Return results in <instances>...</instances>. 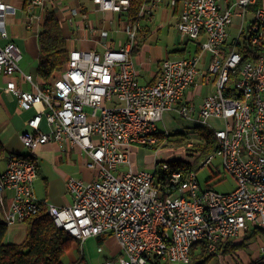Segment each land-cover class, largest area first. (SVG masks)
Instances as JSON below:
<instances>
[{"label":"built area","instance_id":"built-area-1","mask_svg":"<svg viewBox=\"0 0 264 264\" xmlns=\"http://www.w3.org/2000/svg\"><path fill=\"white\" fill-rule=\"evenodd\" d=\"M91 1L100 11L115 13L109 22L120 28L90 27L104 49H71L62 71L40 84L20 69L22 50L8 34L6 18L19 11L25 27L38 32L45 9L57 12L59 3L0 0V76L9 78L3 90L24 110L40 104L20 134L22 145L34 150L64 142L86 154L85 166L93 172L89 179L66 178L69 205L47 203L55 225L80 243L113 236L119 253L100 264H187L199 241L215 251L218 242L234 240L242 231L257 228L264 234V0H169L178 8L174 26L180 40L199 51L165 56L151 83L139 81L132 49L162 0H142L136 19L127 17L130 0ZM80 7L70 9V25ZM119 31L124 39L117 42L112 36ZM255 44L261 52L243 60L238 46ZM15 75L29 88L18 86ZM200 83L212 90L194 103L190 90ZM171 110L212 131L217 147L202 166L218 156L235 180L233 190L203 187L195 170H171L162 188L152 170H133L131 146L156 144L157 134L168 131L158 124ZM35 177L33 159L6 154L0 207L7 226L39 211ZM6 190L12 194L4 207ZM259 250L264 255V243Z\"/></svg>","mask_w":264,"mask_h":264},{"label":"trees","instance_id":"trees-1","mask_svg":"<svg viewBox=\"0 0 264 264\" xmlns=\"http://www.w3.org/2000/svg\"><path fill=\"white\" fill-rule=\"evenodd\" d=\"M142 0H130L127 17L128 19H136L142 5ZM175 13L178 12L177 6L174 7ZM145 31L144 37L137 38L136 45L132 49V55H136L139 50L140 42L145 41V37L150 34V26L143 25L140 33ZM37 66L36 74L40 84L55 78L65 66L69 56L70 49L68 48L67 38L64 36L60 18L57 13L50 9H45L42 22L37 33ZM259 44L253 46L239 45L238 51L242 54L243 60H248L259 52ZM181 55L188 54L185 49L176 50ZM199 47H195L193 52H198ZM256 53V54H255ZM205 128V127H204ZM196 132L200 136V141L191 144L190 147L185 148V153L188 155L187 159L171 157L167 160L156 161L153 167V174L155 183L160 187H164L167 181H164L171 170H180L183 173L195 170L194 166H202L203 161L213 152L217 147L216 138L212 131L207 130L201 134L203 126H195ZM175 135H183L184 133L176 130ZM170 135L168 131H160L157 134L156 144L150 146L153 150L159 148V145ZM187 136H184L186 138ZM199 139V138H198ZM197 139V140H198ZM172 141L171 139H167ZM175 141H182L174 140ZM185 145V144H184ZM3 154V149L0 146V157ZM24 157L30 159L32 155L24 154ZM166 162L168 169H162L161 163ZM211 179V178H209ZM208 179V180H209ZM47 203L41 201L40 209L34 215L24 220L26 227V235L23 241L16 243L6 240L8 226L0 220V264H64L62 257L71 248L74 242L77 241L73 236L66 233L61 228L57 227L53 219L48 214ZM262 232L260 229L253 228L244 233L242 241H220L218 242L215 251H209L205 242L199 241L192 247L190 251V261L187 264H209L211 259L216 256H228L237 250L246 246L245 239ZM109 235L97 236L99 246ZM215 264H219L216 262ZM245 264H264V255H259L254 259H250Z\"/></svg>","mask_w":264,"mask_h":264},{"label":"rangeland","instance_id":"rangeland-1","mask_svg":"<svg viewBox=\"0 0 264 264\" xmlns=\"http://www.w3.org/2000/svg\"><path fill=\"white\" fill-rule=\"evenodd\" d=\"M59 5H65L70 3L71 5H76L79 2H83L87 4L88 7H90V10H93V7L97 9L96 5L91 0H57ZM18 4V2H17ZM93 5V7L91 6ZM98 10V9H97ZM101 12H89V22L88 24L95 28L96 30H99L101 25L105 23V21L110 18L116 19V14L108 12V17L106 18L103 13ZM77 18V17H76ZM154 20L151 22V30L153 32L149 35V37L143 41L140 42L139 49L143 43L145 45L149 46V49L144 52V57L146 58V61L156 62V59H160L165 56L169 57H178L181 55V53L177 52L176 50H182L185 49V51H193L195 49V45L193 43H187L184 44L180 40L179 33L174 29V16L172 15V10L169 5V0H162L159 7L156 8L154 13ZM102 23H101V22ZM25 20L20 15V12L16 15H8L6 18V28L8 32H14L18 37L23 38V40L26 43L27 50L26 52L22 51V58L19 61V66L21 69L30 71L34 76V67L37 63V56L35 52V38L31 37L29 41H27L25 37ZM107 27L109 29H115L120 28L117 25V22L114 20L113 25L109 24ZM159 27V28H158ZM158 28V29H157ZM231 31H235L234 29ZM90 35V34H89ZM91 40L94 41L95 50L102 51L104 49V46H102L101 43L98 41V32L95 35H90ZM115 37L117 42L122 41L124 39L123 32L119 31L117 33H113V36ZM73 41H77L76 38L72 39ZM72 41V42H73ZM68 45L71 43V39H68L67 41ZM21 47V46H20ZM141 55H143L142 52H139ZM140 80L142 78L138 77ZM209 86H202L200 90H198V85L195 86L193 89L194 94V103L199 102L201 98L209 91ZM198 122L196 120H188L186 118L180 117L178 113L174 110L168 111L164 114L163 121L159 122L158 127L160 130H164L165 127L168 128V133L170 135L161 143L162 145H159L160 147L156 150H153L149 146H142L139 144H135V148L137 149L135 152L130 153V159L132 162V165L135 164L139 169H148L153 171V166L156 161L159 160H167L171 157L175 158H182L187 159L188 155L185 153V148L190 147L192 143L196 141H200V136L198 135V132H196L195 126H198ZM176 130H179L183 132V135H175ZM206 131V128L203 127V130L201 131V134H203ZM184 136H187L183 139ZM182 138V141H175L174 140H180ZM199 138V139H198ZM167 139H171L172 141H168ZM198 139V140H197ZM185 144V145H184ZM84 155V154H83ZM84 158V156H83ZM38 164L44 168L49 169V172H52V170H56L55 167H52L50 163L52 160L47 156H37ZM78 159V158H77ZM50 162V163H47ZM68 164V163H67ZM66 166V164H65ZM70 172V175L79 176L78 173L73 172V165H67ZM37 167V166H36ZM127 167H123L122 171H126ZM195 172L197 174V178L200 182V184L205 187H211L212 189L219 191V192H229L235 188V180L232 177L230 173L224 170L221 164L220 158L217 156L215 159H213L210 163L204 164L203 166H194ZM37 171V170H36ZM38 173V172H37ZM211 178V179H209ZM209 179V180H208ZM1 220V217H0ZM11 226H8V229ZM244 239L243 231L239 234L238 238L234 239V241H242ZM246 246L241 249L239 252H233L232 254H229L228 256H216V258L211 259L209 264H215L218 262L219 264H245L250 259H254L255 257L261 255V252L259 250V247L261 244L264 243V234L262 232H258L256 235L249 237L245 239ZM77 244V243H76ZM117 245L116 240L114 238L109 239L108 241H103L101 246V251L98 250L99 243L96 240V237H89L86 240H84V261H86L85 264H100L104 258V256L108 255L110 252V249L112 246L114 247ZM77 246L72 248L70 251L64 254L62 257V261L64 264H70L73 257L78 256V250L76 249ZM242 254V256H240ZM182 264V263H179Z\"/></svg>","mask_w":264,"mask_h":264},{"label":"crops","instance_id":"crops-1","mask_svg":"<svg viewBox=\"0 0 264 264\" xmlns=\"http://www.w3.org/2000/svg\"><path fill=\"white\" fill-rule=\"evenodd\" d=\"M78 6H81L79 9V12L73 16L72 18L73 25H70L67 21V18L70 16V9L74 7H78ZM91 6L93 7L92 4ZM157 7H159V5ZM170 7L172 10V15L174 16L173 27L175 29L174 25L176 22L177 13H175L174 11L175 9L172 6ZM60 8L61 9L57 10L56 13L58 17L60 18V24H61V28H62L64 36L67 38V41L68 39H71V43L68 45V48L70 50L73 48L95 49L93 48L94 41L90 39L91 38L90 35H95L96 33H92L90 31L91 26L88 23L89 22L91 23V21H89L91 19H89L88 14L89 12L95 13V12H98V11L101 12V11L95 9L94 7H93V10H90V7H88L87 4L83 2L81 3L79 2V4L77 3L76 5H71L70 3H68L65 5H61ZM155 10H154V13H155ZM84 12L86 14L85 16H84ZM102 13L106 18L108 17V12H102ZM64 18L66 20H64ZM110 19H108V21L106 20L105 23L101 25V28H107V25ZM41 22H42V19L40 21V25H41ZM151 22H148V21L144 22L143 25L150 26ZM109 24L113 25V22L111 21L109 22ZM40 25H39V28H40ZM25 29L26 31H25L24 38L27 41H29L31 37L35 38V49H36L35 52L37 56L38 54L37 33L38 32L29 30L26 27ZM144 32L145 31H142L141 33L139 32L138 34L139 37H142V36L144 37L145 36ZM152 32L153 30H151V26H150V34ZM8 34L10 36H13L14 40L18 43V45L21 46L20 47L21 50L26 52L27 46L23 38L18 37V35H16L14 32H11V31L8 32ZM149 35L145 37V40L149 37ZM74 38H76L77 41H73L72 39ZM148 49H149V46L143 43L140 49L138 50V52L136 53V55H134L135 67L138 71V77L142 78V80L139 79V81L142 83H151L155 80L156 69H157L158 63L162 58H164L162 57L159 60L156 59L157 60L156 62L146 61V58L144 57V52H146ZM139 52H142L143 55H141ZM36 66H37V63L33 71L36 75L35 77L38 80V77L36 74ZM21 70L26 73H32L30 71H26L23 69ZM11 78H13L16 84L18 86H21L23 89L29 88V84L22 83L19 80V78L16 77V75L12 76ZM8 79H9L8 77L0 76V146L3 149V154L0 157V172H2L5 168V157L7 153L12 152V153H17V154H28L29 152H32L33 154L32 159L35 165L37 166L36 167V170H37L36 177L33 181L34 195L40 201H44L46 203H50L55 206L69 205L71 202V198L69 194L66 192V188H65L66 178L70 176L69 174L70 170L67 165L68 164L73 165L72 166L73 172L79 174V176H76V177H82L84 179H89L92 177L93 172L85 166V161L87 160V156L85 153L83 155V153L77 147H70L68 144L64 142L63 143L48 142V143L37 146L34 150H29L28 148L24 147L20 140V134L27 128L26 126L27 119L35 112V110L37 111L40 108V104H36L34 108H30L26 110L22 109L18 103L17 98L11 93L5 92L3 90V87L5 86V82ZM202 86H209L210 88L209 91L212 90L211 85H207L204 83L198 84V90H200ZM193 89L194 88H192L190 91H192ZM189 95L192 96V92L189 93ZM193 100H194V97H193ZM133 145L131 146L130 153L131 152L133 153L137 150L135 146ZM38 155L47 156L51 160L54 157L51 163L50 162H47V163H50V165L52 167H55L56 170H52V172H49V169L46 170L42 168L38 164V159H37ZM132 167H133V170H140L135 164H133ZM72 176H75V175H72ZM11 194H12L11 190L5 191V196L3 197L4 207L9 203L11 199ZM2 211H3V208L0 207L1 220H3ZM25 235H26L25 224L24 222H19L17 224H14L8 229L6 240L10 242L19 243L23 241V239L25 238ZM91 237H95V236H91ZM111 238H114V237L108 236L104 241H108ZM96 240L98 241L97 237H96ZM75 246H77L76 249L78 250V256L73 257L70 264H74V263L85 264L86 261H84V241L82 243L78 241L74 242L72 245V248H74ZM239 251H241V249L237 250V252ZM118 253H119L118 245H115L114 247L112 246L108 255L104 256L103 259L115 257ZM240 256H242V254H240Z\"/></svg>","mask_w":264,"mask_h":264}]
</instances>
